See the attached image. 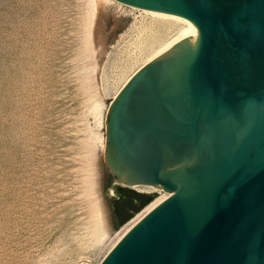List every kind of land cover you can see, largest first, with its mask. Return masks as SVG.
Returning a JSON list of instances; mask_svg holds the SVG:
<instances>
[{
	"label": "water",
	"instance_id": "water-1",
	"mask_svg": "<svg viewBox=\"0 0 264 264\" xmlns=\"http://www.w3.org/2000/svg\"><path fill=\"white\" fill-rule=\"evenodd\" d=\"M199 31L109 104L110 186L170 195L98 264H264V0H117Z\"/></svg>",
	"mask_w": 264,
	"mask_h": 264
},
{
	"label": "rangeland",
	"instance_id": "rangeland-1",
	"mask_svg": "<svg viewBox=\"0 0 264 264\" xmlns=\"http://www.w3.org/2000/svg\"><path fill=\"white\" fill-rule=\"evenodd\" d=\"M99 8L0 0V264H98L143 209L114 218L106 114L178 27L125 5Z\"/></svg>",
	"mask_w": 264,
	"mask_h": 264
},
{
	"label": "bare ground",
	"instance_id": "bare-ground-1",
	"mask_svg": "<svg viewBox=\"0 0 264 264\" xmlns=\"http://www.w3.org/2000/svg\"><path fill=\"white\" fill-rule=\"evenodd\" d=\"M108 3H116L118 6L125 5L127 7H130V9H132V10H136V11L138 10L141 13H144V15L145 14L149 15L153 19L164 20V21L168 22L169 24H176L177 25L178 28H177L176 33L174 35L170 36L168 39H166L162 43L158 44L154 48L153 52L148 56V58L143 62V64L141 66L147 64L148 62L153 60L155 57H157L158 55H160L161 53H163L164 51L169 49L171 46L176 44L178 41L182 40L183 38H185V37H187L189 35L193 36V42H194L193 48H195V46L197 44L199 31H198L197 27L195 26V24L192 21H190L189 19H187V18H185L183 16H180V15H177V14L168 13V12L152 10V9L139 8V7H136V6H131V5H127V4L121 3V2H119L117 0H94L95 9H98L102 5H105V4H108ZM140 67H138V69ZM130 77H128V79ZM127 80L124 82V84L127 82ZM132 187L133 188H138V190L139 189L140 190H147V189H149V190H157V191H160L162 195L160 197L156 198V199H153L134 218H132L130 220L128 226L120 234V236L116 239V241L113 242V244L111 245V247L109 248V250L107 252H109L111 250V248L125 234V232H127V230H129V228L131 226H133L142 216H144L148 211H150L152 208H154L157 204H159L162 200H164L165 198H167L170 195L169 192H166V191L162 190L160 187H156V186L134 185ZM103 222L105 223L106 221L103 220ZM108 234H109V229L107 228V224L105 223L104 232L102 234V236H103L102 238H106L108 236Z\"/></svg>",
	"mask_w": 264,
	"mask_h": 264
},
{
	"label": "trees",
	"instance_id": "trees-1",
	"mask_svg": "<svg viewBox=\"0 0 264 264\" xmlns=\"http://www.w3.org/2000/svg\"><path fill=\"white\" fill-rule=\"evenodd\" d=\"M117 196L112 198L113 214L117 224L126 222L133 213L144 208L152 200V195L136 192L124 186H116Z\"/></svg>",
	"mask_w": 264,
	"mask_h": 264
}]
</instances>
